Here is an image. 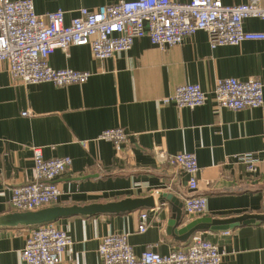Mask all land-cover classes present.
<instances>
[{
    "label": "crops",
    "instance_id": "crops-1",
    "mask_svg": "<svg viewBox=\"0 0 264 264\" xmlns=\"http://www.w3.org/2000/svg\"><path fill=\"white\" fill-rule=\"evenodd\" d=\"M37 14L65 11V21L80 9L132 0H32ZM185 2L189 0H177ZM225 5L249 0H222ZM264 7V0H259ZM244 29L264 31V21L247 19ZM56 70L88 71L85 84H23L0 72V220L16 213L11 205L14 187L35 178L33 147L45 159L70 157L71 168L58 179L61 207L106 205L154 194L155 208L131 213L91 217L71 216L55 225L65 231L72 246L62 255L64 264H100V240L127 234L136 255L148 245L167 255L186 248L168 234L172 205H160L159 194L181 200L203 196L207 212L201 216L229 219L264 216V105L232 111L217 108L214 96L218 79L254 78L264 85V41L213 49L209 35L198 31L182 44L162 50L148 37L137 39L130 51L108 60L95 59L89 46L56 50L49 59ZM198 84L206 103L195 109L164 103L179 85ZM28 112V116H23ZM122 128L129 136L118 156L113 143L97 140L104 130ZM170 154L193 153L200 172L199 188L189 192L188 176L156 159V150ZM253 153L258 171L250 173L237 155ZM151 221L139 233L141 214ZM184 213L179 228L195 219ZM206 240L225 253L222 264H264V223L226 231L202 232ZM28 228L0 226V264H23L20 253Z\"/></svg>",
    "mask_w": 264,
    "mask_h": 264
},
{
    "label": "built area",
    "instance_id": "built-area-1",
    "mask_svg": "<svg viewBox=\"0 0 264 264\" xmlns=\"http://www.w3.org/2000/svg\"><path fill=\"white\" fill-rule=\"evenodd\" d=\"M65 11L39 15L32 0H0V72L7 68L13 81L26 85L53 83L57 86L85 84L88 71L56 70L49 59L56 50L68 52L72 46H89L95 59L105 61L115 54L130 51L137 39L148 37L162 50L182 44L185 38L205 31L213 49L238 46L249 41H264V31L244 29L247 19L264 21V7L259 0L246 4L225 5L222 0H132L102 5L94 10L80 9L79 14L65 21ZM216 107L232 111L259 108L264 105V85L251 78L218 79L215 82ZM164 103L178 108L195 109L206 103V93L198 84L179 85ZM23 116H28L24 112ZM113 143L118 156L123 154L129 136L122 128L107 129L96 138ZM35 178L14 187L10 205L17 212H35L59 203L62 191L58 185L72 166L70 157L45 159L41 147H33ZM156 159L188 176L189 192L199 188L200 167L193 153L170 154L156 150ZM247 171H258L259 159L253 153L236 156ZM184 213L189 218L207 212L203 196L184 199ZM138 227L145 233L150 224L148 213H142ZM73 242L55 223L28 228L25 245L20 253L23 264H64L62 255ZM153 245L136 255L127 234H111L100 240V264H222L224 252L206 240L203 233L194 234L189 246L174 248L163 256Z\"/></svg>",
    "mask_w": 264,
    "mask_h": 264
},
{
    "label": "water",
    "instance_id": "water-1",
    "mask_svg": "<svg viewBox=\"0 0 264 264\" xmlns=\"http://www.w3.org/2000/svg\"><path fill=\"white\" fill-rule=\"evenodd\" d=\"M153 193L150 197L139 199H125L116 203L106 205H92L86 207H61L50 206L35 212H16L0 220V226H23L33 228L48 224H53L61 219L71 216H95L99 214L120 215L131 213L142 209L155 208ZM160 205L170 203L172 205L173 217L169 221L168 234L177 241L185 243L198 232L206 231H226L240 226L256 223H264L263 215H244L229 219H215L209 216L195 219L189 224L181 227L183 222V202L172 194H159Z\"/></svg>",
    "mask_w": 264,
    "mask_h": 264
}]
</instances>
